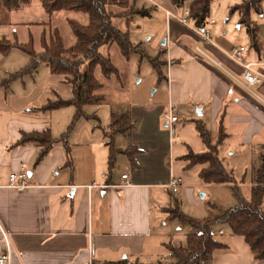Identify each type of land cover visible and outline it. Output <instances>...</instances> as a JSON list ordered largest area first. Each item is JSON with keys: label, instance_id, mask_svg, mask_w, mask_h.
I'll list each match as a JSON object with an SVG mask.
<instances>
[{"label": "crops", "instance_id": "obj_1", "mask_svg": "<svg viewBox=\"0 0 264 264\" xmlns=\"http://www.w3.org/2000/svg\"><path fill=\"white\" fill-rule=\"evenodd\" d=\"M148 1L151 10H140L146 14L135 15L129 23L131 41L142 53L131 56L139 87L130 85L121 105L130 110L134 128L129 137L115 136L112 169L109 147L96 125L82 128L78 138L73 132L68 153L57 144L35 165L41 149L17 146L21 133L50 129L59 139L66 126L60 130L52 111L38 109L41 106L32 109L26 99L9 105L7 98L0 106V252L5 249L2 229L12 243L11 264H175L170 248L187 247L188 235L197 230L170 219L169 210L178 206L185 215L203 222L228 209L217 205L216 194L220 186L231 187L204 184L200 173L206 166L190 165L186 159L190 153L208 150L197 122L214 138L225 134L219 153L233 175V161L251 165L252 196V167L258 164L264 146V104L196 53L197 34L167 15L182 16L183 11ZM237 1L242 0H220L210 11L212 42L204 49L227 71L240 74L241 67L228 54L244 46L245 60L257 62L264 49V31L253 20L259 29L253 46L239 15L229 13ZM25 11L33 12V8L13 12ZM5 56L0 53L2 60ZM158 57L164 63L161 82L151 63ZM3 67L0 62V72ZM256 91L264 99V83ZM170 105L179 118L174 135L164 117ZM128 148L135 163L125 154ZM23 165L28 187H10V175L20 172ZM174 177L183 180L177 194L169 188ZM127 181L130 186L123 187ZM212 233L226 248L213 253L211 264H264L258 259L260 247L232 235L227 225H214Z\"/></svg>", "mask_w": 264, "mask_h": 264}, {"label": "trees", "instance_id": "obj_2", "mask_svg": "<svg viewBox=\"0 0 264 264\" xmlns=\"http://www.w3.org/2000/svg\"><path fill=\"white\" fill-rule=\"evenodd\" d=\"M36 0H0L1 8L10 12L21 11L31 7ZM42 9L50 17L61 11L83 12L88 16V24L82 25L70 21L75 36V44L71 47L64 45L63 39L57 30H52L49 35L45 32L41 36L42 51L37 53L33 47V39L29 44L7 43L0 44V53L7 54L12 48H18L27 54L31 60L29 68L21 73L11 75L19 78L25 74L37 73L42 63H45L50 71L63 77L72 87L73 98L70 100L59 99L49 102L44 111H54L65 107H73L75 111L74 122L80 119L97 121L96 128L103 131L106 145L110 150V169L115 163L116 135L130 136L134 123L129 109L122 108L112 111L111 124L108 128L100 126L97 115L87 114L88 106L100 107L105 104L106 97L102 93L104 84L100 82L95 72L100 68L104 78L110 79L118 76V69L111 59L102 53V48L116 44L121 54L129 59L133 54H140L138 46L134 45L130 38L129 23L135 15H145V12L137 10L130 0H39ZM176 10H189L190 19L198 28L208 24L212 0H171ZM264 0H244L230 8L232 13L239 15V23L246 27L252 45L256 43L258 27L251 20L253 12L261 13ZM116 20H123L124 28L116 26ZM142 54V53H141ZM152 66L161 82L163 80L162 68L164 63L160 57L151 59ZM74 125V124H73ZM196 128L208 150L203 154L190 153L186 159L190 165L202 164L206 167L200 173V179L204 184L222 185L231 187L238 199V205L225 210L219 217L208 218L203 222L197 221L176 206L169 210L170 219H178L182 224H189L197 232L188 235L187 247L170 248L175 264H211L213 253L216 250L226 248L225 244L215 239L212 227L216 224L227 225L232 235L241 236L252 247H260L259 260H264V146L258 155V164L252 167L254 172L251 201L246 202L239 196V190L233 173L225 168L220 158L219 146L225 139L221 133L214 138L207 127L201 122L196 123ZM73 127L68 128L59 139L53 137L50 129L42 132L21 133L17 146L35 145L40 148V154L35 162L38 165L57 144H62L66 153L69 152V135ZM132 149L126 153L135 163ZM123 264H128L124 262Z\"/></svg>", "mask_w": 264, "mask_h": 264}, {"label": "rangeland", "instance_id": "obj_3", "mask_svg": "<svg viewBox=\"0 0 264 264\" xmlns=\"http://www.w3.org/2000/svg\"><path fill=\"white\" fill-rule=\"evenodd\" d=\"M152 1L160 5L162 8L174 9L171 0ZM243 1L244 0L237 1L232 7L241 4ZM130 2L137 10H151L152 8V3L148 0H130ZM219 3L220 0H213L211 13ZM31 7L33 8V12L25 11L19 13L10 12L1 8L0 37H2V40L5 39L10 43L24 45L29 44L30 40L33 39L34 50L37 53H40L42 51V34L45 32L49 35L52 30H57L63 39L64 45L69 48L75 44V36L70 21H75L82 25L88 24V16L83 12L61 11L50 17L42 9L39 0H36ZM229 13L230 15L232 14L231 11ZM251 20L257 21L261 31H264V4L262 5L261 13H252ZM124 23L125 21L123 20H116V26L121 29L124 28ZM4 43L7 42H0L1 45ZM101 51L103 54H108L106 56H109L113 65L118 69V76H113L111 79H105L101 69L97 68L95 76L100 82H103L102 84L105 86L102 93L106 97V104L98 109L95 106H88L85 111L87 114L97 115L100 121V126L108 128L112 111H117L122 108L121 105H124L122 104L124 97H127L130 93L129 86L133 85L134 88H137L139 85L137 84L139 77L137 78L136 76L137 70L134 69V63L132 62L133 57H130L129 59L124 57L116 44H113L110 47H104ZM0 62L4 64L3 69H1L3 70V73L0 72V106L5 105L7 98L9 105H13L14 101L22 103L24 99H26L27 102L30 103L28 106H32V109L41 106L38 109L42 110L51 101L56 102L59 99L70 100L73 98L72 87L63 77L53 74L45 63L41 64L37 73L25 74L16 79L15 77H11L12 74L15 76V74L21 73L22 70L29 68L31 64L29 56L18 48H12L3 60L0 58ZM145 63L146 62L144 61L143 66H145ZM153 90L154 89L151 90V93ZM22 106L23 105L21 104L20 107ZM75 111L76 110L73 107H65L52 111V114L55 126H58L60 130L62 126H66L65 132H67L68 128L72 126L74 129L69 137L74 132L76 133L74 138H78L77 133L81 135L82 128L89 130V126L92 127L97 125V121L80 119L74 122ZM231 164H236L233 165V167H235L234 177L237 182L239 196L244 201L250 202L251 187L249 178L251 165L246 166L245 164L236 161H233ZM220 187L221 188L218 189L216 194V200L218 201L217 205L227 208L237 206L238 199L232 189L224 186Z\"/></svg>", "mask_w": 264, "mask_h": 264}, {"label": "built area", "instance_id": "obj_4", "mask_svg": "<svg viewBox=\"0 0 264 264\" xmlns=\"http://www.w3.org/2000/svg\"><path fill=\"white\" fill-rule=\"evenodd\" d=\"M167 15L176 19L181 24L191 27L192 30L197 34L199 41L195 47V51L199 56L203 57L212 65L224 71L237 86L241 87L252 97L264 104V99L256 91V87L264 83V49L261 50L259 60L255 63H249L245 60L244 55L247 51L246 47L240 46L234 49L228 54V57L241 67L242 72L240 74L229 72L223 67L221 62L211 57L204 49L205 45L211 44L212 42L208 24L203 28L196 27L191 21L190 13L187 9L183 11L182 16H176L171 13H167ZM214 23V20L211 21V24ZM164 117L167 121V127L169 128L171 135H174V125L179 121V118L176 115L175 109L172 105H170L169 111ZM27 177L28 175L26 173V167L23 165L20 172L12 173L10 175V187L18 190L26 189L28 187ZM123 179L128 180V175H123ZM182 184L183 180L181 177H174L169 183V188L173 194H177L180 192ZM128 186H130V183L127 181L123 187ZM1 235L5 249L0 252V264H11L12 243L6 232H4L2 229ZM91 264L97 263L92 262Z\"/></svg>", "mask_w": 264, "mask_h": 264}]
</instances>
